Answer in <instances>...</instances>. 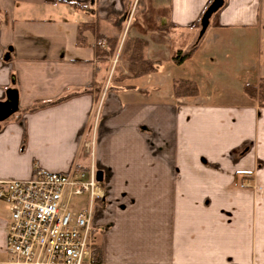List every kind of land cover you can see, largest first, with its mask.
I'll return each instance as SVG.
<instances>
[{"label": "crops", "instance_id": "crops-1", "mask_svg": "<svg viewBox=\"0 0 264 264\" xmlns=\"http://www.w3.org/2000/svg\"><path fill=\"white\" fill-rule=\"evenodd\" d=\"M212 1L0 0V181L101 171L92 264H264V107L243 91L264 0H223L200 36ZM108 38L146 41L157 70L104 90ZM9 218L0 201V264Z\"/></svg>", "mask_w": 264, "mask_h": 264}, {"label": "built area", "instance_id": "built-area-1", "mask_svg": "<svg viewBox=\"0 0 264 264\" xmlns=\"http://www.w3.org/2000/svg\"><path fill=\"white\" fill-rule=\"evenodd\" d=\"M99 187L93 165L87 171L37 168L27 179L0 181V201L10 213L8 264H92L93 209L101 196ZM84 194L87 205L71 209V198Z\"/></svg>", "mask_w": 264, "mask_h": 264}, {"label": "trees", "instance_id": "trees-1", "mask_svg": "<svg viewBox=\"0 0 264 264\" xmlns=\"http://www.w3.org/2000/svg\"><path fill=\"white\" fill-rule=\"evenodd\" d=\"M107 42L109 44V54L113 52L116 40L113 38H108ZM146 46V41L142 39L131 38L124 40L121 52L123 55H128L127 75L120 74L119 77H117L119 80L138 78L146 74L153 73L157 70L156 62L146 59L144 56V49ZM190 55L191 51L183 55L177 53L174 56V61L177 63L183 62ZM129 87L131 86H128V88ZM173 91L175 96L191 97L198 94V86L195 82L189 79L179 78L173 81ZM243 91L249 98L258 101V104L260 103L264 106V79H260L257 84H244ZM96 250L97 249L95 248L94 244L92 253H94Z\"/></svg>", "mask_w": 264, "mask_h": 264}, {"label": "rangeland", "instance_id": "rangeland-1", "mask_svg": "<svg viewBox=\"0 0 264 264\" xmlns=\"http://www.w3.org/2000/svg\"><path fill=\"white\" fill-rule=\"evenodd\" d=\"M124 42V41H123ZM123 43H119L118 48L116 53H114V50L112 53L108 54V50H109V46L106 48V50L103 52L102 55L105 56V58L108 59V61H110L109 64H107V78L105 79V88L109 86L116 80L117 81V77H119L120 74H126L127 75V71L126 69H124L127 65H128V55L125 54L123 55L121 52ZM109 65V66H108ZM150 74V73H149ZM109 82V83H108ZM254 100V99H253ZM256 102V104L260 107H264L263 105L258 104V101L254 100ZM86 195H81V196H74L71 198L70 200V208L73 210H78L79 206H82L83 203H85L86 201Z\"/></svg>", "mask_w": 264, "mask_h": 264}, {"label": "water", "instance_id": "water-1", "mask_svg": "<svg viewBox=\"0 0 264 264\" xmlns=\"http://www.w3.org/2000/svg\"><path fill=\"white\" fill-rule=\"evenodd\" d=\"M223 0H213L212 3L207 7L206 11L201 18V30L200 36L203 35L204 31L209 25V19L211 15L222 6ZM8 101L0 103V120L10 116L17 108L16 92L13 91V95L8 97ZM99 181L102 180V172L98 171L96 175Z\"/></svg>", "mask_w": 264, "mask_h": 264}]
</instances>
